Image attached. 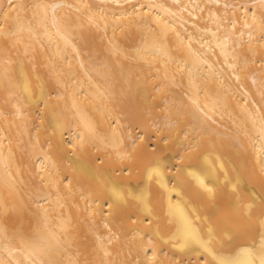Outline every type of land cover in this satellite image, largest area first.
Instances as JSON below:
<instances>
[{
	"label": "bare ground",
	"instance_id": "bare-ground-1",
	"mask_svg": "<svg viewBox=\"0 0 264 264\" xmlns=\"http://www.w3.org/2000/svg\"><path fill=\"white\" fill-rule=\"evenodd\" d=\"M161 106L149 151L132 127ZM262 242L264 0H0V264H260Z\"/></svg>",
	"mask_w": 264,
	"mask_h": 264
},
{
	"label": "rangeland",
	"instance_id": "rangeland-1",
	"mask_svg": "<svg viewBox=\"0 0 264 264\" xmlns=\"http://www.w3.org/2000/svg\"><path fill=\"white\" fill-rule=\"evenodd\" d=\"M92 53H93L92 50H87V51H84L83 52V55L88 58L90 55H92ZM95 53H96V57H97V60L96 61L98 63L102 62V58H103V56H104L105 53L102 52V51L100 52V50L96 51ZM14 55H16V53H14ZM39 68H40V66L36 65V69H39ZM99 69H105V65L102 64L99 67ZM248 80L250 82V85L252 86V81L250 79H248ZM154 93L155 94H161V92L157 88L155 89V92ZM1 102H2V105L3 106H5L7 104V102H5V101H1ZM162 103H164V100L161 101V104ZM164 110H165V108L163 106H161V107H158L157 108L155 115H152L148 111L143 112L141 122L140 123L138 122L137 124H134L133 127H132L133 134L139 136L140 135L139 133L142 130L141 123L144 122V123H146L147 125L150 126L149 129L147 130V135H148V142L147 143H148V146H149L148 147L149 151L156 150V148L154 147V143H155L154 142L155 141L154 132L157 130V128L154 125V123L159 120V117H160L161 114H163ZM121 117H122L123 120L125 119L123 116H121ZM124 126H126V125L124 124ZM16 137H17V135H16ZM14 146H15V156L17 157V159L19 161H22L23 162L22 165H21L22 168H26V166L28 164V161H32V158H31L30 153L28 151V147H23V146H25L23 141H20V142L15 143ZM133 152H134V150L133 149H130L128 155L131 157V154ZM164 154L166 155L167 153H164ZM98 162H99V160H98ZM64 163H65L66 166H69V163L67 161H65ZM84 240H86V239H84ZM125 255H126V258H127L128 261L132 259V255L130 253L126 252Z\"/></svg>",
	"mask_w": 264,
	"mask_h": 264
},
{
	"label": "snow or ice",
	"instance_id": "snow-or-ice-1",
	"mask_svg": "<svg viewBox=\"0 0 264 264\" xmlns=\"http://www.w3.org/2000/svg\"><path fill=\"white\" fill-rule=\"evenodd\" d=\"M259 252H260V264H264V242L261 243ZM217 264H229V261L225 259L224 257H221L217 261Z\"/></svg>",
	"mask_w": 264,
	"mask_h": 264
}]
</instances>
